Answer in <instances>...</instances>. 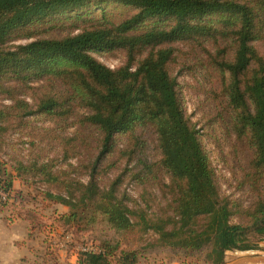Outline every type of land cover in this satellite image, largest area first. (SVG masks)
<instances>
[{
	"label": "trees",
	"instance_id": "trees-1",
	"mask_svg": "<svg viewBox=\"0 0 264 264\" xmlns=\"http://www.w3.org/2000/svg\"><path fill=\"white\" fill-rule=\"evenodd\" d=\"M111 3L126 11L102 9L99 17L76 26V33L55 35L56 15L75 13L77 21L90 14V5ZM20 39L31 41L12 44ZM257 43H264V0H0V102L11 101L0 107V130L10 118L40 115L63 123L75 115L73 144L67 139L65 151L95 149L88 181L69 183L64 195L44 194L70 208L55 219L66 231L81 228L86 218V228L103 223L116 234L139 227L156 236L147 245L151 251L224 264L226 251L253 249L251 235L264 238V56ZM112 51L125 54L116 69L91 56ZM180 62L209 78L205 92L215 112L210 123L234 139L236 188L248 193L246 208L222 195L200 133L185 114L173 74ZM32 79L43 84L32 89ZM29 89L40 90L31 105L20 98ZM150 135L156 138V160L148 157ZM118 137L125 139L121 148ZM119 163L121 174L101 185L104 169ZM122 177L142 190L140 196L148 187L157 189L164 204L153 210L151 201L141 199L130 206L125 193L117 194ZM0 190L9 198L13 192L1 158ZM33 211L32 239L39 226ZM233 216L240 221L232 223ZM111 240L103 237L98 251L77 254V264H109L112 257L137 264L138 252L116 255L118 245Z\"/></svg>",
	"mask_w": 264,
	"mask_h": 264
},
{
	"label": "rangeland",
	"instance_id": "rangeland-1",
	"mask_svg": "<svg viewBox=\"0 0 264 264\" xmlns=\"http://www.w3.org/2000/svg\"><path fill=\"white\" fill-rule=\"evenodd\" d=\"M90 8V14L77 21L74 20L75 13L53 17V24L59 27L56 31L59 33L55 35L64 36L72 29H75L74 33H76L78 31L76 26H82L83 21H91L99 17L102 9L116 14L126 11L125 8L113 3L97 6L92 4ZM29 41L31 40L20 39L12 44H24ZM255 46L264 56V43H257ZM91 56L110 69H116L125 63V54L122 51L92 53ZM186 65L189 66L191 63L186 62ZM173 74L179 86V95L185 114L200 133L211 166L219 178L222 195L239 199L241 207L246 208L250 203V197L245 191L236 188L240 164L235 158L232 146L234 139L228 137L221 127L210 123L215 112L209 105L212 103L205 92L210 86L207 74L200 69L188 70L181 62L174 67ZM42 84L43 79H32L28 82V87L36 89ZM32 89L20 95V98L30 105L33 103L32 99L36 100L40 93V90ZM9 105H11L9 99L0 102L2 108ZM77 112L79 115L82 114L80 109H77ZM73 123H75V115L63 123L35 115L21 120L10 118L2 124L0 130V158L6 162L7 172L13 178V192L1 214L10 222H19L17 220L26 218L29 227L31 221L28 220L29 212L34 210L33 218L39 226L35 229L33 240L29 245L35 255H33L35 264H77V254L84 253V249L98 251L101 239L107 236L112 237L111 241L118 245L116 255L120 251L138 252L137 264H202L201 257L174 255L162 249L151 251L147 245L156 236L150 231H141L139 227L130 232L116 234L108 231L103 223L93 228H86L88 223L86 218L84 224H79L81 228L73 227L74 232L72 230L67 232L55 222L56 217L70 213L71 210L67 206L55 205L44 194L51 192L64 195L69 183L75 180L86 183L88 161L96 153L95 149L90 150L86 146H79V152L76 155L65 151L64 142L67 139L71 140V145L73 144L76 130ZM148 141V157L156 160L158 157L155 155V136L150 135ZM116 142L117 148H121L125 144V139L118 137ZM74 143L77 144L75 141ZM33 164H36V167L33 168ZM39 166H43L42 171H38ZM123 166L124 163H119L115 169H104L99 178L101 185L107 187L121 174ZM164 179L167 180L166 177ZM121 180L123 182L119 185L117 194L125 193L130 198V206L134 204L133 201L141 204V199L151 201L149 203L153 210L158 203L164 204L161 202V194L157 189L148 187L140 196L142 193L140 188L135 187L125 177ZM239 221L240 219L236 216L231 218L232 223ZM249 242L253 249H260L263 248L264 238L254 234L249 237ZM243 255L245 250H228L225 252L224 264H234V261L244 257ZM109 261V264H121L115 257L109 258Z\"/></svg>",
	"mask_w": 264,
	"mask_h": 264
},
{
	"label": "crops",
	"instance_id": "crops-1",
	"mask_svg": "<svg viewBox=\"0 0 264 264\" xmlns=\"http://www.w3.org/2000/svg\"><path fill=\"white\" fill-rule=\"evenodd\" d=\"M25 219L10 222L0 213V264H35L34 252L29 245L33 240L29 236L30 222L28 227ZM243 256L234 264H264V242L263 248L247 249Z\"/></svg>",
	"mask_w": 264,
	"mask_h": 264
},
{
	"label": "built area",
	"instance_id": "built-area-1",
	"mask_svg": "<svg viewBox=\"0 0 264 264\" xmlns=\"http://www.w3.org/2000/svg\"><path fill=\"white\" fill-rule=\"evenodd\" d=\"M9 196L7 193L3 192L2 190H0V205L5 203V202H9ZM85 251V249H84Z\"/></svg>",
	"mask_w": 264,
	"mask_h": 264
}]
</instances>
